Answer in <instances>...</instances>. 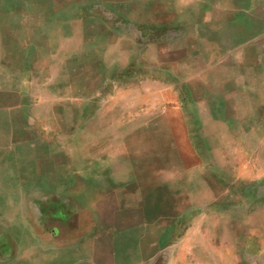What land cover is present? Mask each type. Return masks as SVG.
Returning <instances> with one entry per match:
<instances>
[{
  "label": "crops",
  "instance_id": "crops-1",
  "mask_svg": "<svg viewBox=\"0 0 264 264\" xmlns=\"http://www.w3.org/2000/svg\"><path fill=\"white\" fill-rule=\"evenodd\" d=\"M0 70V93L14 103L1 109L22 110L42 122L72 119L70 126L35 129L51 151L88 145L86 164L107 167L106 145L114 144V158L128 164L123 135L156 118L155 103L169 102L178 108L179 124L158 133L183 135L184 142L188 135L214 136L211 161L225 143L219 135L227 134L226 165H234L231 157L241 150L249 166L260 167L257 177L245 171L247 179L264 186V0H0ZM202 102L212 103L209 118L199 113ZM168 114L164 110L162 117ZM122 118L130 124L122 126ZM211 161L214 173L198 161L177 180L146 190L142 223L132 226L128 241L131 264H153L157 246H168L164 264H184L190 245L196 246L195 264H264V188L242 191L240 204L234 188L227 190L226 212L215 205L209 217L201 208L172 206L183 178L196 193L204 175L218 199L219 172ZM106 180L105 169L83 173L74 210L84 215L69 244L106 245V229L93 212L95 200L107 196ZM223 213L226 224L220 226ZM193 225L194 233H187ZM160 230L169 235L161 241L154 237ZM198 247H205L204 258Z\"/></svg>",
  "mask_w": 264,
  "mask_h": 264
},
{
  "label": "rangeland",
  "instance_id": "rangeland-1",
  "mask_svg": "<svg viewBox=\"0 0 264 264\" xmlns=\"http://www.w3.org/2000/svg\"><path fill=\"white\" fill-rule=\"evenodd\" d=\"M3 73L0 70V83ZM3 97L0 93L1 108L7 102ZM10 104L7 102V105ZM200 104L203 105V109L199 113H206L209 118L211 113H214L211 109L212 103ZM1 108L0 264H131V245L128 241L132 226L137 222L142 223V206L146 190L152 186L158 187L169 178L177 180L181 170L193 163L198 164V161L205 172L213 168L214 173V166L211 167L209 163L212 135H188L190 140L184 142L183 135L158 133L164 125L179 124L178 115L175 116L178 110L175 103H155L158 116L141 123L140 126L145 128L123 135L122 157L128 164L120 165L119 160L114 158L115 145H106L107 167H89L86 164V156L89 155H86L88 149L85 147L88 145L83 147L80 144L72 149H67L64 145L58 150L51 151L48 142L43 138L44 134L35 130L39 126L50 124L59 127L70 126L72 119L59 117L44 119L42 122L35 117H24L22 110L12 107L7 110ZM164 110H169L170 114L162 117ZM128 119L122 118V126L130 124ZM108 121L110 119H107ZM200 121H207L206 124H210V120L207 119ZM77 122L79 125L83 124L81 119H75V124ZM85 124L97 125L92 121ZM106 136L115 137V134L109 133ZM228 136L219 135L225 143H219L218 158L211 161L219 172L218 199L214 196L216 193L214 183L212 186L204 175L201 188L196 193L191 188H186L183 178L178 182L180 184L176 191L178 196L171 197L172 206L179 205L182 209L197 208V212L201 208L203 214H208L209 217L210 209L215 205H218L220 212H226L227 199L224 197L227 190L234 188L236 203L239 200L238 195L244 190L255 192L263 190L264 186H259L258 178L254 179L260 174V167L249 166L244 152L236 150V153H233L235 158L231 157L234 165H226V150L223 147L227 145ZM90 168H96L97 173L99 169L100 171L105 169L107 174V196L103 200L96 199L93 206L95 223L106 229V245L76 246L69 244V241L73 228L84 214H76L74 206L78 203L76 195L85 184L82 175ZM249 168L254 173V177L251 176L253 180H248V175H245ZM233 175L234 181L231 180ZM50 176L53 181L42 182L38 179ZM136 191L138 196H135ZM240 203L239 200L237 204ZM223 214V219L220 215V226L226 224V213ZM205 227L207 225L204 224V231ZM193 228L194 225L186 232L194 233ZM165 236L169 235L161 230L154 233V237L160 241ZM171 237L178 238L173 235ZM143 248L147 250L146 246ZM204 248H200L203 250V258ZM188 249L189 256L184 264H195L193 255L196 246L190 245ZM166 250L168 252V246L155 248L156 258L153 264H164L162 253Z\"/></svg>",
  "mask_w": 264,
  "mask_h": 264
}]
</instances>
